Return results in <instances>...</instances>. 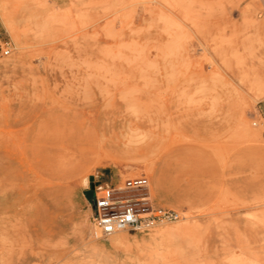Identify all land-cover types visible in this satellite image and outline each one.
Instances as JSON below:
<instances>
[{"label":"rangeland","instance_id":"rangeland-1","mask_svg":"<svg viewBox=\"0 0 264 264\" xmlns=\"http://www.w3.org/2000/svg\"><path fill=\"white\" fill-rule=\"evenodd\" d=\"M141 176L179 219L101 235ZM263 255L264 0H0V264Z\"/></svg>","mask_w":264,"mask_h":264},{"label":"built area","instance_id":"built-area-1","mask_svg":"<svg viewBox=\"0 0 264 264\" xmlns=\"http://www.w3.org/2000/svg\"><path fill=\"white\" fill-rule=\"evenodd\" d=\"M3 53L9 54L12 46L6 43ZM145 176L128 178L123 185L97 181L94 191L93 223L103 236L122 231L147 232L160 224L174 222L180 213L174 209L156 205L150 196H120L126 189L148 185Z\"/></svg>","mask_w":264,"mask_h":264},{"label":"bare ground","instance_id":"bare-ground-1","mask_svg":"<svg viewBox=\"0 0 264 264\" xmlns=\"http://www.w3.org/2000/svg\"><path fill=\"white\" fill-rule=\"evenodd\" d=\"M88 186H89V185H88ZM177 225H178V224H177ZM177 225H176V226H177ZM179 226H180V223H179L178 227H179ZM260 257H261V256H260ZM263 257H264V255H263ZM258 258H259V257H258ZM263 259H264V258H263ZM261 260H262V259H261ZM257 262H258V260H257ZM238 263H239V262H238ZM255 263H256V262H255ZM258 264H259V263H258Z\"/></svg>","mask_w":264,"mask_h":264}]
</instances>
